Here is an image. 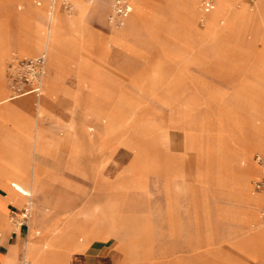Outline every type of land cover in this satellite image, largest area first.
Returning a JSON list of instances; mask_svg holds the SVG:
<instances>
[{"label":"rangeland","instance_id":"374dc122","mask_svg":"<svg viewBox=\"0 0 264 264\" xmlns=\"http://www.w3.org/2000/svg\"><path fill=\"white\" fill-rule=\"evenodd\" d=\"M145 1L146 12L133 24L128 22L133 10L119 20L116 0L56 4H62V13L79 16L80 32L67 42L56 93L46 98L40 117L44 149L34 152L46 185L45 193L32 197L42 218L34 226L53 228L65 218L57 232L60 242L44 248L47 261L83 255L86 264H94L93 256L75 249L77 232L91 216L121 227L114 238L125 243L129 264H172L190 254L221 264L239 241L240 252L249 247L243 253L264 264V242L261 256L254 258L244 240L264 226V201L242 197L232 182L241 166L251 163L253 192H264L254 187L259 168L253 161L254 153L264 151L255 149L251 162L244 163L242 148L246 141L264 145V82L237 67L264 58V43L255 37L260 13L251 10L253 21L242 41L228 21L238 5L206 14L205 24L202 12L196 25H188L182 17L171 14L170 22L169 14L161 13L158 5L165 0ZM52 5V0H0L1 78L9 95L15 94L9 78L13 60L44 52L20 53L21 21L44 26ZM228 53L252 55L216 59ZM224 64L236 69L225 72ZM50 71L49 64L47 75ZM45 96L43 87L41 96L28 93L13 101L37 120V102ZM63 209L78 214L77 223ZM253 212L259 223L235 218ZM190 218L197 224L193 233L185 226ZM175 224L181 229L175 231Z\"/></svg>","mask_w":264,"mask_h":264},{"label":"crops","instance_id":"0c3cea01","mask_svg":"<svg viewBox=\"0 0 264 264\" xmlns=\"http://www.w3.org/2000/svg\"><path fill=\"white\" fill-rule=\"evenodd\" d=\"M73 1V0H72ZM54 2V0H52ZM239 2L243 3L245 7L250 6L247 0H216V8L224 7L227 9L230 5H238ZM134 10L131 17L128 19L130 24H133L137 18H141L146 12V1L145 0H133ZM61 5H52V11L49 9V16L51 13L55 14V28L48 33V26L50 25V18L48 16V23L44 26L40 25L35 27L32 24V19L24 18L21 21L20 32L17 36L18 42L20 43V53L22 55H31L35 51L30 50L27 44L41 43L44 44L45 38L52 39L55 44V51L61 60V63L50 61V73L47 75L44 87L46 89V96L43 99H39L37 102L38 119L34 120L32 117L27 118L23 112V107L17 101H13L17 98L14 94H7V87L3 84L4 65L2 59H0V97L9 96L8 99L0 100V264H15L18 262L21 254L25 251L26 254L32 252L37 254V260L34 264H51L47 260V256L44 254V248L46 247V241L50 232L62 225L64 217L58 218L53 228H38L34 226V221H40L42 218L39 215L41 206L38 201H34L32 198L34 194L38 196L41 193L46 192V185L43 181L40 165L37 159L34 157V152L42 151L44 149V131L40 123V117L46 108V98L54 96L56 93V87L58 85V69L63 64V57L65 49L67 48V42L70 41L71 36L79 30V16H68L61 12ZM77 5V4H76ZM82 8L81 5H77ZM214 6V8H215ZM159 10L163 14H169L170 22L171 16L175 15L182 17L184 20H188V25H192L197 21L198 14L197 3L194 0H165L164 4L158 5ZM213 8V9H214ZM240 7L238 6L233 16L229 17L228 21H234L237 19ZM260 13V17H263L264 6L262 8H256ZM172 14V15H171ZM249 21L247 24V30L251 27L252 23V12L249 14ZM64 19L61 20L60 18ZM259 18V17H257ZM192 19V20H191ZM258 22V21H257ZM205 24V23H204ZM129 25V24H128ZM130 26V25H129ZM127 28L115 31V33L122 32ZM257 29V25H256ZM259 30H257L258 32ZM247 32V31H246ZM261 39L260 33L258 32L255 36ZM13 36L10 35L9 38ZM206 37V36H205ZM205 37L201 39L204 41ZM246 39L242 37V41ZM215 55V54H214ZM218 55V54H217ZM223 58H216L220 60H236L235 56H249L252 54H220ZM252 57V56H251ZM258 57V56H255ZM254 64H241L237 67H241L242 70H250L259 75L260 83L264 82V71L258 68H263L264 65L259 61H264V58L253 59ZM232 64H224L225 72L229 68L234 70L236 68ZM257 71V72H256ZM263 84V83H262ZM243 153L246 157L252 154L255 149H259L255 144L246 141L243 145ZM255 155V153H254ZM253 155V161L254 160ZM2 160V161H1ZM11 166H10V165ZM257 165V163L255 162ZM258 166V165H257ZM16 168V169H15ZM259 168V166H258ZM261 171L259 168V174ZM10 180V184H9ZM242 190V197H248L257 201H264V192L255 193L247 180L241 179V175L237 176L232 180ZM255 187V186H254ZM256 189V188H255ZM264 191V190H257ZM31 192V198L29 193ZM32 204L31 216H30V227L26 226H13L10 219V212L12 208H22L30 202ZM64 210V209H63ZM64 214H69L70 221L77 223L78 214L71 213L64 210ZM235 218L241 223H259V217L256 212L251 214H239ZM87 220H89L87 222ZM112 220V218H111ZM85 225L86 228L81 232H77L78 240L75 245V249L83 250L89 253L90 256L94 257V264H129V253L125 247V243L115 240L114 236H119L118 228L121 229L116 223H106L102 219L95 218L91 221V216L86 217ZM195 219L190 218L189 223L185 226L188 230L193 233L197 230V224ZM42 222V221H41ZM87 223V224H86ZM91 223V224H89ZM42 224V223H41ZM123 228L129 226L128 224H122ZM180 224L174 225V230H180ZM122 230V229H121ZM191 233L188 235L191 236ZM245 242L253 247L252 251H249L251 255L256 257L261 256V249L264 242V226L261 229L248 234L245 237ZM237 250L230 247L229 253H227L226 260L221 264H258L255 260L250 259L243 252L249 247H243L244 251L240 252L238 246L242 245V241L237 242ZM246 253V252H245ZM57 264H86L83 255L74 256L73 259L67 258L64 262ZM172 264H213L208 259H198L194 255L181 258L175 257Z\"/></svg>","mask_w":264,"mask_h":264},{"label":"built area","instance_id":"2783aa9c","mask_svg":"<svg viewBox=\"0 0 264 264\" xmlns=\"http://www.w3.org/2000/svg\"><path fill=\"white\" fill-rule=\"evenodd\" d=\"M255 2L256 0H248ZM216 0H201V9L203 16L201 22L205 23V15L211 12L215 6ZM133 10V5L130 0H116L115 11L120 21L127 17ZM47 55L45 52L34 56L24 58H15L9 68V78L12 87L14 88L15 96H21L28 93H34L36 96H41L43 93L42 77L46 70ZM25 84V85H24ZM24 85V86H23ZM254 160L260 168V175L254 180L256 190H264V153L256 152ZM31 198V192L29 193ZM32 205L31 201L27 202L22 208H12L10 219L16 226L30 227ZM8 264V263H5ZM15 264H30L25 251L21 254L19 260Z\"/></svg>","mask_w":264,"mask_h":264},{"label":"bare ground","instance_id":"6f19581e","mask_svg":"<svg viewBox=\"0 0 264 264\" xmlns=\"http://www.w3.org/2000/svg\"><path fill=\"white\" fill-rule=\"evenodd\" d=\"M58 1L59 0H54V2H53L54 7L56 6ZM194 1H196L197 5H198L197 6L198 14H196V16L198 17L202 13L201 5L199 4V0H194ZM81 4L82 3L80 2L78 5H81ZM238 6L240 7V10L238 12L239 14L237 15V19L234 21V26H233V28L231 30H233L235 33L237 31H240L242 36L244 37L245 34H246V31H247V24H248V21H249V17H250L249 14L251 13V10L252 9H256V8H262V6H264V0H256L255 4H253V5L251 4L248 7H245L243 3L239 2ZM133 10H134V6H133ZM225 11H227L226 8H224V7L216 8V6H215V8L211 12H209L207 15L214 16V15H216L218 13H223ZM49 18H50L49 19L50 20V25L48 26V33L50 31L54 30V28H55V14L51 13ZM257 30H259L258 32L260 33L261 39L264 40V14H263V17L260 18L259 21L257 22ZM211 31H212L211 28H208L207 29V34H209ZM56 46L57 45L55 44V42L52 39H50V38H45L44 44H41V43L27 44V47L30 50H33V51H36V49L43 48L44 52L47 55L46 70H45V73L43 74V77H42L43 84H45V80H46V77H47V74H48V70H49V63H48L49 62V58H51V61H53V62L60 63V58L58 57V54L55 51L56 50L55 49ZM8 97L9 96H2V97H0V100L8 99ZM261 139H262V142L264 144V136ZM256 146L259 149L264 151V145L263 146L262 145L261 146L260 145H256ZM250 158H251V155L246 157L244 163H246L247 161L251 162ZM254 168L255 167L251 163H249V165H247L246 167H245V165L241 166L240 171H239V174L241 175V179L249 181V176H251V173H252ZM59 228L60 227H57V228L53 229L50 232V234L48 235L46 244L49 243L50 241L57 242V243L60 242V240L58 239L59 238L58 237L59 233H57L59 231ZM29 254H31V257H32L33 261L35 262L37 260L36 259L37 258V254L33 255L32 252H29ZM26 256L28 257V254H26ZM28 259H29L30 264H31V260H30L29 257H28Z\"/></svg>","mask_w":264,"mask_h":264}]
</instances>
